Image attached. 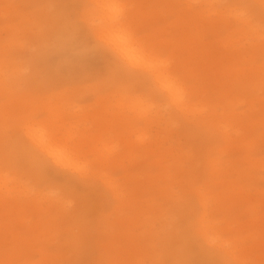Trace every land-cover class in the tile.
Masks as SVG:
<instances>
[{
	"label": "snow or ice",
	"instance_id": "1",
	"mask_svg": "<svg viewBox=\"0 0 264 264\" xmlns=\"http://www.w3.org/2000/svg\"><path fill=\"white\" fill-rule=\"evenodd\" d=\"M8 7L0 264H264V0ZM130 154L159 179H112Z\"/></svg>",
	"mask_w": 264,
	"mask_h": 264
},
{
	"label": "rangeland",
	"instance_id": "2",
	"mask_svg": "<svg viewBox=\"0 0 264 264\" xmlns=\"http://www.w3.org/2000/svg\"><path fill=\"white\" fill-rule=\"evenodd\" d=\"M28 0H0V37L5 30L6 25L10 18L16 15V10L14 8L8 7L9 5L26 3ZM193 59L195 60L198 56H201L196 50H193L191 53ZM59 63V60L57 61ZM52 72H56L57 68L52 66L50 69ZM206 70L210 73L212 71L211 66H206ZM88 107V105H85ZM190 135L193 138H196L199 133L193 128L190 130ZM160 164L159 160L145 161L138 157L136 154H130L125 159L117 161L113 165V171L117 173L115 177H112L114 180H119L124 182L127 185L132 186L133 188L143 189L144 186L153 184L158 176H153V174L146 170L147 167L157 166ZM91 194L95 196L97 201L101 205L111 204L112 211L109 213V216L115 217L119 220L123 214L126 205L129 201L127 199H121V197L113 192L112 184L104 179H99L91 189ZM111 197V199H110ZM152 197L151 193L146 195V199ZM115 200V203L112 201ZM189 209L180 208L178 211L187 212ZM42 211V210H38ZM26 219V218H25ZM84 258H100L98 255H85ZM207 259H213V257H206Z\"/></svg>",
	"mask_w": 264,
	"mask_h": 264
}]
</instances>
